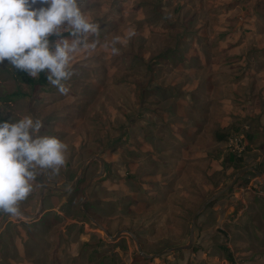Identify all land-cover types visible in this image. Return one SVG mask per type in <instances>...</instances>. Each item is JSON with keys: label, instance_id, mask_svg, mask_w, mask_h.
I'll return each instance as SVG.
<instances>
[{"label": "rangeland", "instance_id": "374dc122", "mask_svg": "<svg viewBox=\"0 0 264 264\" xmlns=\"http://www.w3.org/2000/svg\"><path fill=\"white\" fill-rule=\"evenodd\" d=\"M86 1L92 5H85ZM108 2L83 0L82 11L104 27V17L110 12ZM124 3L126 19L118 22L128 27V0ZM46 6L38 2L34 7ZM250 6L235 9L239 19L235 26L247 25ZM110 26L113 30L104 38L118 34V27ZM107 54L101 46L75 55L72 67L76 74L65 82L70 88L67 95L51 84L36 93L23 84V99L0 103V122L32 115L43 121L41 135L58 136L68 145L65 165L58 173L47 171L37 177L34 190L20 203L21 214L0 213V264H264V144L239 155L231 153L234 146L230 147L228 136L229 174L206 179L215 187L226 178L223 194H214L212 188L194 203L189 201L195 193L180 195L179 190L162 188L161 182L156 190L151 182L157 178L139 176L149 162L144 167L143 160L135 167L136 160L140 164L145 159V146L139 151L142 155L135 156L130 102L122 98L125 125L116 130L99 129L97 114L88 109L89 102L98 100L96 75L104 68L113 71ZM13 70L8 60L0 63V96L17 90ZM145 72V67H139L140 76ZM105 73L100 79L106 85L110 74ZM106 115L114 116L108 111ZM112 134L118 139L114 144L109 142ZM258 148L257 156L250 154ZM158 162L160 166L161 160ZM210 197L215 199L204 206ZM100 226L113 237L126 230L135 234L145 257L128 233L113 240ZM178 247L184 249L172 250Z\"/></svg>", "mask_w": 264, "mask_h": 264}, {"label": "crops", "instance_id": "0c3cea01", "mask_svg": "<svg viewBox=\"0 0 264 264\" xmlns=\"http://www.w3.org/2000/svg\"><path fill=\"white\" fill-rule=\"evenodd\" d=\"M106 1L110 12L97 48L112 40L104 37L113 24L121 43L118 55L104 47L113 71L104 68L110 74L106 85L100 79L104 71L96 75L98 100L87 105L97 114L99 129L125 125L124 98L134 112L129 129L135 156L145 146V159L136 160L135 167L149 162L139 176L157 178L151 182L156 190L161 182L180 195H198L189 202L198 203L212 188L214 194L222 193L226 178L215 187L206 179L229 174L228 136H246V149L264 144V0H128V27L118 22L126 19L124 0ZM241 5H253L246 22L251 28L235 26L239 19L234 11ZM139 67L146 68L144 76ZM107 111L114 116L107 117ZM110 137L111 144L118 140L115 134ZM260 150L250 154L257 156Z\"/></svg>", "mask_w": 264, "mask_h": 264}, {"label": "clouds", "instance_id": "9594fccd", "mask_svg": "<svg viewBox=\"0 0 264 264\" xmlns=\"http://www.w3.org/2000/svg\"><path fill=\"white\" fill-rule=\"evenodd\" d=\"M47 5L35 8L37 3ZM83 0H0V63L32 78L45 73L48 82L67 95V81L76 74L78 52L95 50L100 26L82 11ZM68 32L71 39L62 38ZM59 37L53 41L51 37ZM119 36L103 47L119 54ZM43 121L32 115L0 122V213L20 215V203L34 190L41 173H58L68 145L55 135H41Z\"/></svg>", "mask_w": 264, "mask_h": 264}, {"label": "trees", "instance_id": "16d2710c", "mask_svg": "<svg viewBox=\"0 0 264 264\" xmlns=\"http://www.w3.org/2000/svg\"><path fill=\"white\" fill-rule=\"evenodd\" d=\"M85 5H88L87 1L85 2ZM66 36H71L70 33L64 32L62 34V37ZM55 36L51 37L50 39L53 40ZM13 76H14V81L18 84V88L16 91L12 93H5L4 96H0V103L1 102H11L14 101L15 99H23L26 95L25 92L21 89V85L25 84L27 85L31 92L36 93L38 91H44L50 83L47 80V76L45 73H41L38 78H32L30 77L26 72L19 71L14 68L13 70ZM246 137V136H245ZM147 261V259H144V262Z\"/></svg>", "mask_w": 264, "mask_h": 264}, {"label": "water", "instance_id": "95a60500", "mask_svg": "<svg viewBox=\"0 0 264 264\" xmlns=\"http://www.w3.org/2000/svg\"><path fill=\"white\" fill-rule=\"evenodd\" d=\"M82 173H83V171H82ZM81 177H82V174L77 178V180H76V182L70 187V189H73L74 187H75V185L80 181V179H81ZM56 189H58V188H56ZM214 198H211L210 200H208L206 203H205V206H207L212 200H213ZM100 228L103 230V231H105L106 232V234L111 238V239H113V240H117L123 233H128L134 240H135V242H136V245H137V247H138V250H139V252H140V254L143 256V257H145V253H143L142 252V248H141V244H140V242H139V240H138V238L135 236V234H133L132 232H130V231H120V232H118L114 237L113 236H110L108 233H107V231L102 227V226H100ZM182 249H184L183 247H178V248H174V249H172L173 251H180V250H182Z\"/></svg>", "mask_w": 264, "mask_h": 264}, {"label": "built area", "instance_id": "2783aa9c", "mask_svg": "<svg viewBox=\"0 0 264 264\" xmlns=\"http://www.w3.org/2000/svg\"><path fill=\"white\" fill-rule=\"evenodd\" d=\"M229 141H230V147L234 146V151L237 152L238 154H242L247 146V140L244 135L239 134V133H233L229 136Z\"/></svg>", "mask_w": 264, "mask_h": 264}]
</instances>
